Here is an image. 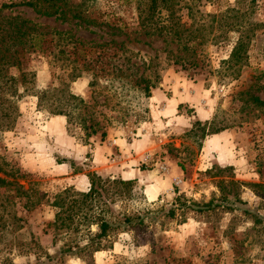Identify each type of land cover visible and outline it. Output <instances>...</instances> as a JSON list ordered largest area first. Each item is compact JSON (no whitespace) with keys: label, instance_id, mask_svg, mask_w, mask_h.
<instances>
[{"label":"rangeland","instance_id":"1","mask_svg":"<svg viewBox=\"0 0 264 264\" xmlns=\"http://www.w3.org/2000/svg\"><path fill=\"white\" fill-rule=\"evenodd\" d=\"M87 8L98 14L87 29L25 7L0 13L72 36H47L45 50L24 62L35 91H60L41 104L20 98L14 127L1 135L3 168L26 174L18 184L40 201H21L15 240L25 245L0 256L14 264H264V107L253 101H264V0H91ZM238 44L246 61L229 67ZM51 98L65 114L50 113ZM167 98L186 102L169 115L161 112ZM113 140L122 145L106 148ZM129 169L140 173L123 176ZM92 173L132 182L110 184L107 199L132 221L96 251L60 255L86 237L56 229L51 202L66 189L87 193ZM103 202H90L94 213Z\"/></svg>","mask_w":264,"mask_h":264},{"label":"trees","instance_id":"2","mask_svg":"<svg viewBox=\"0 0 264 264\" xmlns=\"http://www.w3.org/2000/svg\"><path fill=\"white\" fill-rule=\"evenodd\" d=\"M90 1L10 0L0 5V13L5 10L10 12L15 8L25 7L31 9L38 17L53 19L61 23L74 21L79 25L82 24L87 29L89 25L97 24L98 17V14L93 12L94 10L87 8ZM47 36L50 37L48 40ZM53 36H62L58 40L72 38L69 33L58 32L53 29L45 30L41 25L20 16L0 15V140L1 135L6 131L12 130L15 125L19 116L18 100L20 98L29 94L34 95L38 99V104H41L46 95L52 97L56 91H60L56 88L35 91L34 72L27 70L24 66L26 57L37 50L44 51V43L52 41ZM65 42L71 43L70 40ZM69 43H65L59 53H66ZM246 52L245 46L242 44L236 45L232 48L229 59L225 63L229 67L238 68L243 61H246ZM92 62L90 61L88 64ZM79 74L80 71L79 73H73L71 79L77 78ZM259 75L264 77V71L259 72ZM253 101L258 107H264V101L255 97ZM60 104L57 99L51 98L48 105L50 113L54 115L65 114L64 103ZM211 132L216 133L218 131ZM3 167V163L0 162V175H2V177L0 176V253L10 254L13 250L25 245L24 242L15 240V235L21 229L20 222L22 221L18 214V207L25 208L26 206L21 201L23 199L27 201L34 197L31 202L33 207L39 203L40 198L33 194V190L24 191L23 186L18 184L16 179L24 178L27 176L26 174L22 173L18 168L10 167L6 170ZM131 183V181L120 180L109 182L108 179L101 175L92 173L89 175L90 188L87 193L66 189L55 195L51 205L59 208L54 218L56 229L66 230V232L71 230L80 231L86 237L84 245L81 246L77 243L75 245L66 244L59 249L58 254L74 256L82 252L88 254L93 249L96 251L97 245L100 244L101 240L108 237L109 232L116 230L121 225L131 223L132 218L129 216L114 215L109 208L111 202L107 200L110 198V184L124 187ZM106 185L108 187H105ZM97 196L104 200L105 209L102 213H94L90 205V202ZM184 206L188 207V205ZM202 206L203 210H209L213 207L211 206V201L204 203ZM92 225H95V231L93 232L90 229ZM82 226L84 228H80ZM57 257L46 255L45 260L56 261L59 260ZM0 264H14V262L10 257H2L1 255Z\"/></svg>","mask_w":264,"mask_h":264},{"label":"crops","instance_id":"3","mask_svg":"<svg viewBox=\"0 0 264 264\" xmlns=\"http://www.w3.org/2000/svg\"><path fill=\"white\" fill-rule=\"evenodd\" d=\"M184 100H185V98L184 99H181L180 98L179 100H176L175 98H167V99H165V102L164 101L162 102L161 112L164 113L165 111H168L169 112L168 113L169 115L173 114V112H175L177 110V106L179 104H184L186 102ZM110 145L111 146H109V147L105 145V147L106 148H112L115 145L121 146L122 145V142H118V141H114L113 140V142ZM96 153H97V151H96ZM99 153H101V152H99ZM99 153H97V154H99ZM127 154H129V153H127ZM173 171L177 172L175 169H173ZM137 173H140V172L138 170H136V169H129L127 171L125 170L124 172H122V175L123 176L125 175V176H133L134 177V176H137Z\"/></svg>","mask_w":264,"mask_h":264}]
</instances>
